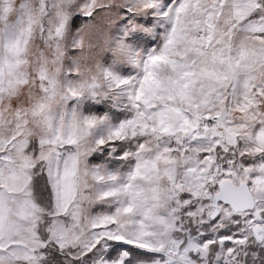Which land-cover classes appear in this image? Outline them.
I'll return each instance as SVG.
<instances>
[{"label": "snow or ice", "instance_id": "6c2138e0", "mask_svg": "<svg viewBox=\"0 0 264 264\" xmlns=\"http://www.w3.org/2000/svg\"><path fill=\"white\" fill-rule=\"evenodd\" d=\"M0 264H264V0H0Z\"/></svg>", "mask_w": 264, "mask_h": 264}]
</instances>
